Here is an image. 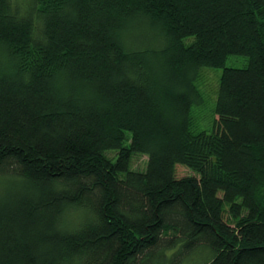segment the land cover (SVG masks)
I'll return each instance as SVG.
<instances>
[{
	"label": "trees",
	"instance_id": "1",
	"mask_svg": "<svg viewBox=\"0 0 264 264\" xmlns=\"http://www.w3.org/2000/svg\"><path fill=\"white\" fill-rule=\"evenodd\" d=\"M0 264H264V0H0Z\"/></svg>",
	"mask_w": 264,
	"mask_h": 264
},
{
	"label": "rangeland",
	"instance_id": "2",
	"mask_svg": "<svg viewBox=\"0 0 264 264\" xmlns=\"http://www.w3.org/2000/svg\"><path fill=\"white\" fill-rule=\"evenodd\" d=\"M248 63L245 56L231 55L226 61L228 67H244ZM223 68H204L200 73L199 87L204 95V103L195 105L193 110L194 130L211 131L214 121L218 119L215 114L216 92L219 85V77ZM148 157L145 155L136 156L133 162L135 169L142 170L146 166ZM192 171L184 166H177V177L188 176Z\"/></svg>",
	"mask_w": 264,
	"mask_h": 264
}]
</instances>
